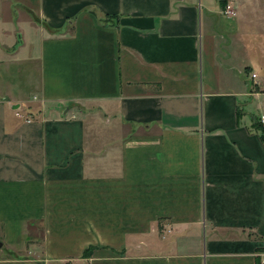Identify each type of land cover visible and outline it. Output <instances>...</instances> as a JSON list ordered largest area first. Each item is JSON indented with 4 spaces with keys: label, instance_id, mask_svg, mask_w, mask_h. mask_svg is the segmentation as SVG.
I'll return each instance as SVG.
<instances>
[{
    "label": "crops",
    "instance_id": "obj_1",
    "mask_svg": "<svg viewBox=\"0 0 264 264\" xmlns=\"http://www.w3.org/2000/svg\"><path fill=\"white\" fill-rule=\"evenodd\" d=\"M262 112L264 0H0V264H262Z\"/></svg>",
    "mask_w": 264,
    "mask_h": 264
},
{
    "label": "built area",
    "instance_id": "obj_2",
    "mask_svg": "<svg viewBox=\"0 0 264 264\" xmlns=\"http://www.w3.org/2000/svg\"><path fill=\"white\" fill-rule=\"evenodd\" d=\"M226 15H229V16H233L236 14V11H235V8L230 4V3H227L225 8H224V11H223ZM252 77L253 78H256L257 77V74L254 73L252 74ZM259 122L260 124L262 125V127L264 128V112H262L259 116ZM261 263L264 264V257L261 259Z\"/></svg>",
    "mask_w": 264,
    "mask_h": 264
},
{
    "label": "trees",
    "instance_id": "obj_3",
    "mask_svg": "<svg viewBox=\"0 0 264 264\" xmlns=\"http://www.w3.org/2000/svg\"><path fill=\"white\" fill-rule=\"evenodd\" d=\"M258 123V127H259V129H261L262 131H261V136H262V139L264 140V128L262 127V125L260 124V122H257ZM89 254V253H88ZM86 255H87V253H86Z\"/></svg>",
    "mask_w": 264,
    "mask_h": 264
},
{
    "label": "rangeland",
    "instance_id": "obj_4",
    "mask_svg": "<svg viewBox=\"0 0 264 264\" xmlns=\"http://www.w3.org/2000/svg\"><path fill=\"white\" fill-rule=\"evenodd\" d=\"M7 16H9L10 18H7ZM11 15L9 13H6V11H4V19L6 20H11Z\"/></svg>",
    "mask_w": 264,
    "mask_h": 264
},
{
    "label": "water",
    "instance_id": "obj_5",
    "mask_svg": "<svg viewBox=\"0 0 264 264\" xmlns=\"http://www.w3.org/2000/svg\"><path fill=\"white\" fill-rule=\"evenodd\" d=\"M16 107H18V105H16Z\"/></svg>",
    "mask_w": 264,
    "mask_h": 264
}]
</instances>
